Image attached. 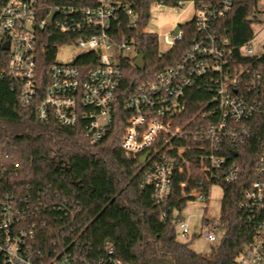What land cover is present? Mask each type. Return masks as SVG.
I'll list each match as a JSON object with an SVG mask.
<instances>
[{"label": "built area", "instance_id": "2783aa9c", "mask_svg": "<svg viewBox=\"0 0 264 264\" xmlns=\"http://www.w3.org/2000/svg\"><path fill=\"white\" fill-rule=\"evenodd\" d=\"M235 1L190 0L196 26L191 43L179 60L140 84L123 104L128 115L120 145L140 161L148 154L141 161V186L154 185V201L163 204L171 196L176 173L185 177L178 186L184 207L173 211L177 236L183 242L192 235L183 211L199 201L208 202L214 186L223 189V184L238 180L240 150L256 127H264V43L261 52L252 45L254 26L264 31V0H258L251 16L252 37L238 46L216 27ZM184 2L171 7L179 10ZM154 4L168 6L164 1ZM149 11L140 12L128 0H0V78L17 83L23 106L40 98L39 119L54 117L62 125L80 126L91 143H99L119 110L124 62L135 65L140 53L139 33L157 35L160 55L185 38L178 24L176 35L174 31L162 35L168 46L162 50L161 35L146 29ZM49 28L67 41L55 48L44 84L38 54ZM67 44L75 45L79 53L71 61H56L57 52ZM92 54L96 63L89 60ZM196 92L203 97L193 101ZM254 172L256 178L238 204L254 237L235 264H264V135ZM21 204L13 195L0 197V261L4 264H119L90 256L77 239L43 250ZM219 220L220 216L201 217L199 235L209 243H219L224 234ZM107 252L112 254L113 248Z\"/></svg>", "mask_w": 264, "mask_h": 264}, {"label": "trees", "instance_id": "16d2710c", "mask_svg": "<svg viewBox=\"0 0 264 264\" xmlns=\"http://www.w3.org/2000/svg\"><path fill=\"white\" fill-rule=\"evenodd\" d=\"M128 1L143 12L157 1L173 6L180 0ZM257 4L258 0H236L227 17L216 21V27L230 36L233 44L244 43L252 37L251 16ZM179 25L185 38L162 55L156 34L139 33L138 46L145 55L146 68L140 70L131 61L124 62L119 110L99 143H91L80 126L62 125L54 117L39 119L40 98L23 106L17 83L0 78V197L13 195L22 203L28 224L36 229V243L43 250L77 239L90 256L111 258L107 263L235 264L245 244L253 239L254 232L245 225L238 204L256 178L254 167L263 125L256 127L240 150L238 180L223 184L219 221L224 234L208 255L196 252L177 236L173 211L184 207L178 188L184 175L176 173L170 198L157 204L155 186H141L140 159L127 155L120 145L128 115L124 100L140 84L153 79L158 70L179 60L196 33L192 19ZM65 41L50 28L40 40L38 63L44 84L48 65L55 60V48ZM90 56L91 63H96V57ZM202 97L196 92L192 100ZM164 212L166 218L162 217ZM108 247L113 248L110 255ZM0 263L4 264L2 260Z\"/></svg>", "mask_w": 264, "mask_h": 264}, {"label": "rangeland", "instance_id": "374dc122", "mask_svg": "<svg viewBox=\"0 0 264 264\" xmlns=\"http://www.w3.org/2000/svg\"><path fill=\"white\" fill-rule=\"evenodd\" d=\"M182 8L176 10V7L165 6V5H152L150 7V19L146 25L148 31H153L159 33L160 37V47L162 50L168 48L164 44L162 35L174 31V35L179 32L178 24L185 23L193 18L195 15V5L190 1L184 2L181 6ZM261 26L255 25V40H253V48L257 52L262 51V44L264 43V31L261 30ZM79 50L73 44L64 45L59 49L56 55V61L68 62L77 56ZM224 191L223 189L216 185L212 189V194L208 202L199 201L197 203L188 206L182 213V215L188 219L191 225V233L188 242L196 252L205 255L210 254V252L217 246L218 243H209L207 240L201 237L202 228L199 227L201 217L207 215L211 218H218L221 213V204ZM194 235H196L194 237ZM180 240V239H179Z\"/></svg>", "mask_w": 264, "mask_h": 264}, {"label": "water", "instance_id": "95a60500", "mask_svg": "<svg viewBox=\"0 0 264 264\" xmlns=\"http://www.w3.org/2000/svg\"><path fill=\"white\" fill-rule=\"evenodd\" d=\"M54 14H55V11L49 17V21H52ZM5 48H8V44L5 46ZM135 66L140 70H145V68H146L145 55L142 51L139 53L138 57L135 59ZM147 156H148V154L143 156L141 158V161L144 162L146 160ZM147 262H148V264H156L154 261H147ZM164 263L165 264H171L169 261H164ZM187 264H195V263L194 262H188Z\"/></svg>", "mask_w": 264, "mask_h": 264}]
</instances>
